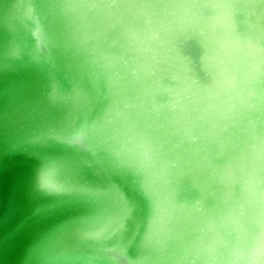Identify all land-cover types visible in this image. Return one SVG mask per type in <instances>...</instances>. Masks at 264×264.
Segmentation results:
<instances>
[{
  "label": "water",
  "instance_id": "95a60500",
  "mask_svg": "<svg viewBox=\"0 0 264 264\" xmlns=\"http://www.w3.org/2000/svg\"><path fill=\"white\" fill-rule=\"evenodd\" d=\"M250 13L264 6L0 0V264H264V89L250 96L252 57L231 88L217 46ZM145 140L181 159L174 190L139 167Z\"/></svg>",
  "mask_w": 264,
  "mask_h": 264
},
{
  "label": "snow or ice",
  "instance_id": "6c2138e0",
  "mask_svg": "<svg viewBox=\"0 0 264 264\" xmlns=\"http://www.w3.org/2000/svg\"><path fill=\"white\" fill-rule=\"evenodd\" d=\"M66 2H71V0H66ZM213 2L219 7L225 18L230 19L235 11V6L240 0H213ZM246 2L249 5L258 4L259 6H264V0H246ZM252 15H256L257 19L249 24L246 31H241L238 35H234L229 28L218 37L217 46L227 54L229 71L227 83L233 89L239 87L238 78L241 64L245 62L247 57H252L250 65H245L250 67L246 81L249 89H251L250 96L257 97L259 95L256 90L257 87L264 89V14L250 13V16ZM260 99L264 103V96H261ZM236 108L237 105L233 103L231 108L223 113V116L231 118ZM253 151L261 160H264V138H261L253 147ZM136 159L139 167L147 168L154 172L157 177V184L162 183L165 186V192L174 190L176 181L186 175L180 158L173 156L162 157L159 148L147 140L139 145ZM162 160L163 163L161 162ZM261 182L264 184V176H261ZM47 186L50 190H63L60 186L52 184ZM141 190L145 194L152 192V195L157 197L159 204L160 195L151 186H142ZM125 207L130 208V205H125ZM160 210L162 211V209Z\"/></svg>",
  "mask_w": 264,
  "mask_h": 264
}]
</instances>
